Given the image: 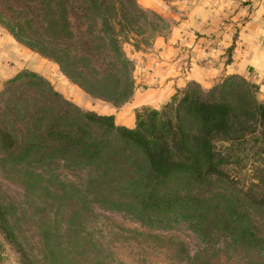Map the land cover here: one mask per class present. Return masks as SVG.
Wrapping results in <instances>:
<instances>
[{
	"label": "trees",
	"instance_id": "16d2710c",
	"mask_svg": "<svg viewBox=\"0 0 264 264\" xmlns=\"http://www.w3.org/2000/svg\"><path fill=\"white\" fill-rule=\"evenodd\" d=\"M32 1L27 27H5L18 47L51 58L84 92L112 107L126 103L134 66L119 33L142 34L147 10L136 0ZM73 15L100 25L102 34L89 29L80 46L84 38L70 28ZM12 76L0 92V165L26 192L45 195L55 206L46 239L70 240L71 222L98 204L150 227L184 222L205 241L225 239L246 264H262L264 235L250 213L253 206L264 209V102L254 84L238 75L207 90L191 82L160 108L136 110L133 126L126 127L112 114L83 110L36 71ZM59 169L74 176L83 170L85 178L63 181ZM231 171L258 188L244 193L248 204L222 187L237 182ZM60 201L71 204L69 216L61 214ZM10 208L0 201V233L21 248ZM24 258L20 264H32Z\"/></svg>",
	"mask_w": 264,
	"mask_h": 264
},
{
	"label": "rangeland",
	"instance_id": "374dc122",
	"mask_svg": "<svg viewBox=\"0 0 264 264\" xmlns=\"http://www.w3.org/2000/svg\"><path fill=\"white\" fill-rule=\"evenodd\" d=\"M164 1L170 3L171 0ZM35 6L32 0H0V25L14 30L19 25L27 27L26 23L35 13ZM158 16L157 13L147 10V24L140 22L144 29L142 34L125 31L119 33L121 35L119 41L127 57L130 58L133 51L144 50L156 36L166 32L169 25L161 16V19ZM70 22V28L76 30L77 34L81 33L80 35L84 38L79 43L80 46H84L89 29H93L94 33L102 34L100 25L91 21L79 20L73 15ZM30 24L33 28L39 26L34 20ZM29 50L38 59L43 60L42 63H49L54 67L52 70L46 69L49 70L48 75L51 80L43 77L56 91H65L67 94H61L67 99L71 100L75 97V101L79 104L73 102L80 108L101 113L104 106H111L110 102L84 92L62 73L54 60ZM95 63H101V61L96 60ZM21 71L31 70L21 69L18 72ZM38 74L41 75V72L39 71ZM11 78H4L0 82V92L6 88ZM79 93L82 98L78 97ZM83 105L87 109L83 108ZM58 173L63 181L85 178L83 170L77 171L75 176L66 169H59ZM230 173L237 182L226 181L222 183V187L243 197L244 201L237 200V202L248 204L249 201L246 200L244 193L251 195L256 193L258 188L245 175L240 174V171ZM0 201L14 211V226L18 231L17 241L22 248H18L0 233V264H20V261L25 259L24 254L32 264H193V260L197 257L204 258L207 264H246V257L242 252L238 251V254L230 250L225 239L212 238L205 241L184 222L172 223L165 227H150L127 213L110 210L98 204L91 205L90 212L87 211V214L71 222L70 240L67 237L58 239V242L54 238L48 240L43 236V231L51 225L55 206L50 208V201L45 195L38 193L37 196V193L26 192L14 178L3 173L1 165ZM36 201L40 203V206H37ZM60 203L63 207L60 211L62 215L72 212L69 202L60 201ZM250 213L253 226L264 235V209L253 206L250 208ZM68 216H66L67 222ZM60 227V233L63 234L65 223L62 222ZM51 250L53 252L50 254Z\"/></svg>",
	"mask_w": 264,
	"mask_h": 264
},
{
	"label": "crops",
	"instance_id": "0c3cea01",
	"mask_svg": "<svg viewBox=\"0 0 264 264\" xmlns=\"http://www.w3.org/2000/svg\"><path fill=\"white\" fill-rule=\"evenodd\" d=\"M136 2L157 13L169 26L144 50L131 53V98L118 108L104 106L101 111L112 114L115 124L132 127L136 110L160 108L191 82L209 88L231 75L254 84L258 100L264 102V0ZM42 62L34 53L18 47L0 25V82L21 69L40 71L50 79L46 69L54 67ZM78 97L82 98L81 93ZM71 100L78 103L75 97Z\"/></svg>",
	"mask_w": 264,
	"mask_h": 264
}]
</instances>
